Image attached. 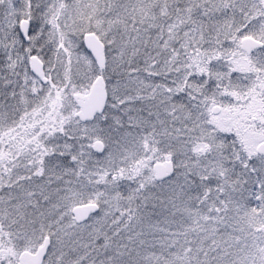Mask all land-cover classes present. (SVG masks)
<instances>
[{
  "label": "snow or ice",
  "instance_id": "snow-or-ice-1",
  "mask_svg": "<svg viewBox=\"0 0 264 264\" xmlns=\"http://www.w3.org/2000/svg\"><path fill=\"white\" fill-rule=\"evenodd\" d=\"M0 264H264V0H0Z\"/></svg>",
  "mask_w": 264,
  "mask_h": 264
}]
</instances>
